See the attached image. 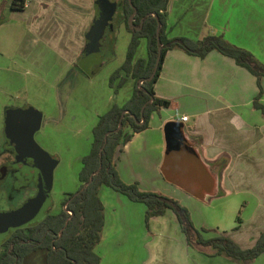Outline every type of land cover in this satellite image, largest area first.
<instances>
[{"label": "crops", "instance_id": "1", "mask_svg": "<svg viewBox=\"0 0 264 264\" xmlns=\"http://www.w3.org/2000/svg\"><path fill=\"white\" fill-rule=\"evenodd\" d=\"M255 3L169 0L167 37L199 41L218 35L257 59L264 55V17ZM4 14L24 26L17 33L22 61L52 59L60 66V81L77 80L80 74L71 76L70 71L81 57L95 17L93 0H0V17ZM8 22L0 23V28ZM12 35L3 32L4 38ZM129 80L133 81L128 77L123 85ZM260 86L264 104V78ZM153 89L157 98L175 107L153 112L143 131H124L131 138L118 147L114 158L120 179L179 200L194 226L206 231L201 233L204 238L224 235L241 249L252 248L264 232V116L253 108L257 79L215 51L200 58L171 49ZM182 116L188 120L182 122ZM178 131L209 171L213 187L199 184L197 166L174 162L175 157L162 171L166 149ZM98 197L104 209L103 230L94 248L99 264H238L210 248L189 247L171 211L152 217L147 232L143 204L105 186L99 188ZM237 217L241 222L236 228ZM248 264H264V253Z\"/></svg>", "mask_w": 264, "mask_h": 264}, {"label": "trees", "instance_id": "2", "mask_svg": "<svg viewBox=\"0 0 264 264\" xmlns=\"http://www.w3.org/2000/svg\"><path fill=\"white\" fill-rule=\"evenodd\" d=\"M169 0H131L137 10L136 24L144 19L139 31L128 27L131 33L125 61L110 76L109 84L116 79L118 87H122L127 77L134 81L130 98L122 105H113L111 109L100 116L93 128V142L90 153L82 159V169L79 174L81 183L79 190L63 202L58 215L43 221L39 234L28 236L16 233L17 237L6 244V250L0 255V264H21L22 260L32 250L42 246L49 249L46 264H99L100 258L94 252L99 243L104 226L103 205L98 197L101 186L125 196L128 200L145 206V224L152 217L163 216L171 211L185 237V241L192 248H210L215 255L223 256L238 264H248L264 253V232H261L254 246L241 249L235 242L224 235L206 239L201 234L205 230H198L192 223L189 211L178 200L160 193L143 191L137 183L126 184L116 170L115 153L118 147L125 144L131 134L138 133L148 127V121L153 112L159 108L175 107L169 100L157 98L153 85L159 76L165 53L171 49H178L190 56L203 58L211 51L232 58L238 65L249 71L256 79L258 95L253 101V108L264 116V104L260 103V79L264 78V64L259 63L251 53L239 47L230 45L221 36L209 35L202 40L193 41L185 37H167V6ZM22 8V6H21ZM126 16L132 13V8L124 0ZM155 14L151 16L149 14ZM159 24L161 57L156 74L151 75L158 55L156 29ZM146 40L145 59L134 57L140 40ZM121 74L124 77H121ZM151 99V101H150ZM145 105L143 112L142 107ZM122 128L117 130L122 113ZM131 128L130 135H124L123 128ZM108 134V135H107ZM70 212V214H69ZM241 220L236 218V228ZM47 237L45 238V235ZM36 236V237H35ZM33 237L34 241L30 238ZM40 242V243H37ZM12 243V245H11ZM52 247L56 250L52 251Z\"/></svg>", "mask_w": 264, "mask_h": 264}, {"label": "rangeland", "instance_id": "3", "mask_svg": "<svg viewBox=\"0 0 264 264\" xmlns=\"http://www.w3.org/2000/svg\"><path fill=\"white\" fill-rule=\"evenodd\" d=\"M255 6L259 16L264 17V0H256ZM7 19V26L0 28V53L4 55L0 58V130L6 110L32 108L42 114L34 140L57 162L50 195L54 204L51 213H58L69 195L80 188L82 159L91 151L92 132L99 117L113 105L120 106L132 93L134 81L129 80L120 88L109 84L112 72L125 58L130 34L123 26L117 30L115 58L99 66L93 77L77 72V80L60 81V66L54 60L42 57L32 64L20 59L21 39L17 33L24 26L6 14L0 17V23L6 25ZM4 31L13 35L4 38ZM146 56V40L141 39L135 57ZM257 59L260 63L264 55ZM70 72L74 76V70ZM126 129L127 126L123 128ZM41 258L42 254L37 253L22 264H41Z\"/></svg>", "mask_w": 264, "mask_h": 264}, {"label": "water", "instance_id": "4", "mask_svg": "<svg viewBox=\"0 0 264 264\" xmlns=\"http://www.w3.org/2000/svg\"><path fill=\"white\" fill-rule=\"evenodd\" d=\"M93 6L97 17L93 20L85 35L86 45L84 47L83 56L79 62L80 69L89 77L95 75V72L93 71L94 66L102 62L100 51L101 41L105 34L108 22L111 20L115 10V5L110 3L109 0H93ZM135 13L136 12L134 11L129 19H132ZM153 16H155V14H153ZM159 31L160 27L158 24L156 29L158 55L154 69L148 78L149 81L154 78L161 57L162 47L160 46ZM144 107L145 105L142 107L141 112H143ZM41 121L42 114L32 108L11 109L6 113L5 126L7 134L9 135L11 142L15 144L17 153L19 155L34 158L38 164L40 175L36 197L29 200L15 211L0 212V241L4 238L8 230L15 231L26 226L28 223L42 219L45 211L50 205H52L50 193L53 182V171L57 162L34 141V133L40 129ZM120 123L118 129L121 127ZM178 132L179 133L175 135L174 140L166 149L165 164L162 167V171H166L170 160L173 158L172 161H174L175 157V160L177 161L174 162L187 164L194 168L197 166L196 168L198 170L195 176L200 181L199 184H202L206 189L211 186L213 187L214 183L209 175V171L205 169L198 154L187 143L184 135L180 131ZM170 165H172V162Z\"/></svg>", "mask_w": 264, "mask_h": 264}, {"label": "flooded vegetation", "instance_id": "5", "mask_svg": "<svg viewBox=\"0 0 264 264\" xmlns=\"http://www.w3.org/2000/svg\"><path fill=\"white\" fill-rule=\"evenodd\" d=\"M127 1L132 8V13L129 16H126L124 10V0H109L110 3L115 5V10L111 20L108 22V25L105 30V34L101 41L100 51L102 56V62L94 66L93 71L95 72V74L97 72L98 67L101 66L105 61L113 60L115 58L114 47L117 39V30L120 29L121 26H123L125 30L130 34V39H131V33L128 31V27H130L133 30L139 31L143 25L144 22L143 18L140 19L139 25L136 24L135 19L137 16V10L132 5L131 0L130 2L129 0ZM134 11L136 12L135 15L132 17V19H129L133 15ZM149 15L153 16V13ZM96 17L97 15H95L94 19ZM85 45H86V41L84 47ZM84 47L82 50L81 57L79 58L78 62H76L75 65L73 66V70L74 72H78L81 73L82 75L89 77L80 69L79 62L83 56ZM124 61L125 58L123 62ZM123 62L119 65V67L123 64ZM121 77H124V75L121 74ZM7 111L8 110H6V112L4 113L3 126L1 127L2 129L0 130V212L15 211L20 207H22L29 200L36 197L38 193L39 175H40V170L38 169V164L36 160L29 156L19 155L16 151L15 144L11 142L5 126V118ZM123 113L125 115L127 112L124 111ZM123 117L121 116L122 119ZM122 119H121V123L119 121V123L121 124L120 129L122 128ZM120 129H118L117 127V130ZM37 132H39V130L34 133V136ZM51 203L52 205H50L48 209L45 211L42 219L28 223L26 226L17 229L15 231H11V230L7 231L4 238L0 241V255L6 250V244L12 241L14 235L15 237H17L16 233H23L28 236L30 235L37 236L40 232V227L43 221L49 217H54L59 214L60 211L58 213H51V210L54 208V204L52 201ZM46 237L47 234L45 235V238ZM30 240L34 241L33 237H31ZM39 245L41 246L38 247L37 249L32 250L28 255L24 257L21 264L25 262L31 255H35L37 253L42 254L41 264H46L49 249L46 246H42V244ZM54 250H56L55 247H52V251ZM37 264H39V262H37Z\"/></svg>", "mask_w": 264, "mask_h": 264}, {"label": "built area", "instance_id": "6", "mask_svg": "<svg viewBox=\"0 0 264 264\" xmlns=\"http://www.w3.org/2000/svg\"><path fill=\"white\" fill-rule=\"evenodd\" d=\"M187 120H188L187 116H182V117H181V121H182V122H186Z\"/></svg>", "mask_w": 264, "mask_h": 264}]
</instances>
